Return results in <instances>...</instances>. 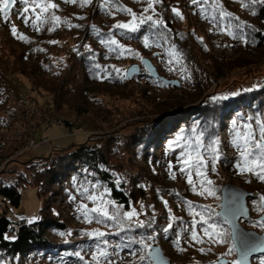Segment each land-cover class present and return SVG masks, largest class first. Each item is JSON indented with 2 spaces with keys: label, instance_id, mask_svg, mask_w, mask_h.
<instances>
[{
  "label": "rangeland",
  "instance_id": "rangeland-1",
  "mask_svg": "<svg viewBox=\"0 0 264 264\" xmlns=\"http://www.w3.org/2000/svg\"><path fill=\"white\" fill-rule=\"evenodd\" d=\"M55 1L57 2V7L54 9L56 12L54 16L59 17L60 20L63 21L64 19L61 18H66L68 20L74 18V20L72 22H66L65 25H63V23H58V25H56L57 30L50 35L46 32V34L42 36H37L35 35L36 30L23 24L16 10L14 11V9L18 7L24 9L25 6H20L21 3L19 1L10 11L7 21H5L3 15L0 14V29L2 32V34H0V60L5 62L8 61L11 65V69L13 68L12 70H14L8 73V86L4 89L0 88V172L4 171L1 177L6 181L13 180L15 174L13 171L27 173V166L25 163L33 160L36 156H49L52 152H54L52 153V155H54L55 152H62V150L83 142L102 141L108 138L110 134L118 138L117 144L119 150H121L123 137L131 134L135 125H124V123L121 122L117 124V126L111 127L109 120H112L113 116L118 118V114L122 112V115L126 114L128 121L140 116L141 118L139 119L143 117L150 119L156 116V114H154L155 109L151 106L143 107L147 109V111H145L141 108V104L137 105L144 102L139 97L140 90H143L145 95L149 97H160L166 102H171L173 99H177V96H180L177 95L178 93L182 92L188 95L198 89V87H195V84L193 85V82L199 80L196 72L203 69L209 80L208 87L205 89L201 99L195 102H190L191 99L189 96H181L179 102L185 103V105H180L175 112H179V115H183L187 113V111L196 109L203 100L214 101L222 96L225 97L229 93L233 96L241 90L257 86V84L254 83L264 78V64L248 65L243 68L234 69L229 72L228 76L216 78L211 68L206 65L205 57L219 55L227 59H234L237 57L238 51L240 50H235L225 42V44L221 43L223 40L217 35V23L211 22L209 19L210 17L206 14L204 15V10L206 9L205 4L209 0H202L201 3L195 5L192 3V0H163L162 5L165 9L163 16L156 15L155 8L148 12L150 14H145L151 15L154 13L155 16L158 17L155 18L161 19L163 23L166 22L167 27L172 33H174L175 30L177 31L178 36L172 34L174 42L173 46L168 47L169 56L165 59L160 54V50H154L145 46L133 47L131 52L124 55L117 54L115 57L117 60H113L112 63L114 74H116L115 70L119 69L120 74L125 75L128 66L133 63H138L140 65L139 74H135L129 78L126 77L125 79H129V82L123 85L119 83L103 82L102 80L105 79L106 76L100 78L102 79L100 83H91V85L88 83V86L86 85L85 87L92 91L90 93L92 95V100L89 102L86 98L84 99L82 97L84 101H86L84 103H88H81L82 108L87 111L79 116L74 110L73 104H71L74 103V95L70 96L71 94H66L57 97L54 95V92H52L57 85L59 86L67 82L73 84L75 83V79H77L76 81L79 84L82 80L81 74H78V78H72V72L68 71L71 63L69 58L72 54V49L78 48L81 52L95 48L90 36L87 35L84 29L85 25L89 22L93 21L95 24H99L98 28L100 29L103 27L109 29L114 27L117 23L131 22L132 16L127 13L115 12L116 14L112 15V19H110V16L107 17L109 15L107 12L110 10L111 5H105L104 0H91V2L87 4L83 3L82 0H76L77 3H72V5H66L60 0ZM121 1L125 3V0ZM168 1H170V3ZM184 1L190 3V5L188 4V6H186ZM230 1L231 0H216L217 10L219 11V6H222L223 9L225 6L230 7L232 4ZM168 3L170 5H168ZM173 8L181 13L182 18L173 13ZM83 12L85 15H83ZM26 15L29 17L33 16L29 11ZM141 15L140 12L136 13L137 17ZM212 17L216 18L214 14ZM11 25H16L18 29L28 36H34L38 39L45 57L41 59L40 57H31L30 54L27 56V50L30 46L13 37ZM182 38L185 40V43L183 41L179 42ZM186 44L190 49L189 59L183 53V47L188 49ZM25 49L26 53L24 55ZM20 57H22L24 63L21 62L22 60ZM143 57H148L151 60L160 75L166 78L177 79L180 81V85H166V83L162 82L160 79L150 77L148 71L141 62ZM37 61L42 63V68H33L30 65ZM22 68L25 71L23 74L18 72V69ZM74 72H78V69ZM200 74L205 76L203 73ZM206 93L209 94L205 96L204 94ZM194 97L195 94H192L191 98L194 99ZM93 101L96 102L92 104ZM240 107V112H242L245 108H242L244 107L243 105ZM97 108H100V110ZM103 108H107L109 112L107 114L104 113L105 110ZM138 110H141V114L137 113ZM233 110L234 108H229L223 114L218 134L223 141V147L228 157L233 154L232 151L228 149V144L226 143L229 121L237 117L240 113L236 112L233 114ZM184 117L185 116H183V118ZM66 121H71V126L78 125L79 127L69 128L66 126ZM242 122L244 125L246 124L245 121H240L238 124L242 125ZM170 123L173 124L171 121ZM117 127L118 129H116ZM158 155L161 154L155 150L154 157ZM163 158L164 156L162 155V159ZM115 160H117L118 163L114 162ZM112 164L115 165L114 174H120L122 178H127L126 184L129 189L131 188L129 178L138 174L142 167L145 168L146 175L149 178H145L143 181L146 194L138 203L132 205L139 213L135 220L142 222L145 220H154L158 213L163 212L169 219V214L170 216H174L182 212L184 203H181L179 196L175 192L171 194L170 189L173 188H176L181 195L191 198L189 201L192 203L198 202L204 204L208 212L213 210L216 211V214L221 204V188L226 183L235 184L251 192L261 188V184L253 180L251 181V178L240 176L233 172L231 167L226 166L228 162L222 163L217 170H214L217 173H215L216 175L212 172L209 173L207 179L205 176H202V180H196L202 187L207 189L203 195H193V191L186 188L187 186L185 183L177 178L185 174L182 172L177 174L174 173L175 169L181 168V166H175L176 164L170 163L172 170L169 172V164L166 165L156 159L151 163L149 161L148 163L146 161L145 163L140 162L134 158L132 150L127 154L119 152V156L114 158ZM172 174H175V179L172 178ZM209 180L211 183H206ZM94 185L95 187H93ZM68 189L71 188L69 187ZM86 189H88L87 194H95L97 196L103 195L104 200L109 201L107 194H105L106 188H102L98 183L86 185ZM20 190V203L17 206L9 203H7V205L4 203L5 205L3 206V204L1 205L0 203V212H5V216L11 222L10 227H13V231H8L9 238L15 236L17 223L20 220H24L26 223H32L38 220L40 216L39 212L44 207L43 201L46 196L41 195L36 187L27 186ZM64 191L65 189L60 195L51 196L50 202H53L52 204L56 205L64 212V215L70 220L73 228L88 224L89 220H86L84 217L79 219V215L82 213L80 206L86 204L90 210L96 207V204L86 199V195H81V199H78L77 194H64ZM252 194L251 197L246 198L249 218L245 220L239 219V222L243 227L261 233L264 229V224L262 221L258 220V217L264 213V207L262 205L264 203V198L257 197L258 195L254 196L253 192ZM2 199L3 198L0 196V200ZM165 201H167V204H165ZM186 204L188 205L187 202ZM108 208L111 214V203L108 204ZM180 208L181 211L179 210ZM90 216H93V213H90ZM73 218L75 219L73 220ZM185 218L190 219L186 216ZM221 220L222 221H218L213 218L208 221V224L214 225L215 228L209 229L212 236L211 238L208 236L205 240H208L210 244H216V248L213 250V256L215 257L213 260L214 264H218L215 262L216 259H226L228 261L227 264H233V262L238 261L235 253L236 249L234 251L228 224L222 218ZM151 232L152 234L150 233V235H156V231L152 230ZM110 233L109 231V234ZM216 233H220L221 235H216ZM55 236L56 238L61 237L59 234H55ZM85 244V246L79 249L69 251L70 253L67 251L64 253L65 251L63 250L55 254L49 250L34 253L28 256V259L23 264H131L133 261L137 264H153V261L148 257L147 253L150 245H159L163 254L170 259V264H200V261L203 262V260L209 264V261L212 260L207 254L202 255L199 261L193 260L194 258H185L183 252L171 246L166 240L162 243L150 242L148 244L149 247L145 250H143L144 247L140 248L136 253L129 251L127 249L129 244L126 243L127 248L124 247V249L121 248L120 250L113 248L108 251L109 257L107 260L99 256L98 250L107 251L106 245L101 247V244L98 243L96 248L92 247L93 244L92 246L87 243ZM72 248H75V246ZM201 249L203 248L201 247L200 251ZM77 252L80 253L83 260L76 255ZM141 256L144 257L143 260L140 259ZM93 257H96V259L94 260ZM253 257L251 258V264H264V257L255 260ZM18 261L17 258L11 260L3 257L2 259V263L4 264H18Z\"/></svg>",
  "mask_w": 264,
  "mask_h": 264
},
{
  "label": "trees",
  "instance_id": "trees-1",
  "mask_svg": "<svg viewBox=\"0 0 264 264\" xmlns=\"http://www.w3.org/2000/svg\"><path fill=\"white\" fill-rule=\"evenodd\" d=\"M60 1L66 5H72V3L66 2V0ZM211 1L212 0L206 2L205 13L203 12L204 15L206 14L210 17L209 19L211 22L217 23V35L223 40V42H221L222 44L227 43L235 50H240L238 51L237 57L234 59H227L219 55L205 57L206 65L211 68L214 75H216L215 77L219 78L222 76H228L231 70L243 68L248 65L264 64V61H262L264 60V5L249 4V0H231L230 2H232V4L230 7H224V11L232 14L231 18L221 20L220 13L216 7V0L212 1L213 4ZM44 2H49V0H44ZM50 2L57 5L55 0H50ZM168 2L170 3V1ZM184 2L186 6H188V4L190 5V3H187L186 1ZM169 3L168 5H170ZM109 4L111 5V8L107 12L109 14L107 17L110 16V19H112V15L116 14L115 12L127 13L120 11V8L131 9L132 12H140V14L144 16L150 14L148 13L146 15L143 12V9L147 7L144 0H125V3L121 0H110ZM244 4H249V6L244 7ZM20 6H23V4ZM154 8L156 15H164L165 9L162 3L154 5ZM15 10L24 25L36 30L35 35L37 36H42L46 34V32L50 35L57 30L56 25H58V23H63V25H65L66 22H72L74 20V18L71 20L61 18L64 19V21H53L50 17L56 14L54 9L49 8L47 12L41 13V10L37 8L36 13H33L31 3L29 5V13L33 14L32 17H29L26 14L21 15V13H23V8L18 7L14 9V11ZM37 14H39L40 19L36 21V27H33L32 22L36 20ZM127 14L130 15L129 13ZM155 14H151L153 20L158 18ZM213 14L216 18L212 17ZM83 15H85L84 12ZM139 17L140 16L137 17V22ZM25 19L28 20V23L24 22ZM237 24L244 25V27L237 28ZM98 25L99 24H95V22L91 21L84 27L87 35L90 36L94 43L95 48L81 52L78 48L72 49V54L69 58L71 63L68 71L72 72V78H78V74H81L82 80L79 83L80 85L77 83V79H75V83L73 84L67 82L59 86L57 85L56 88L52 90L57 97L66 94H71L70 96L74 95V103L71 104H73L74 110L79 116L87 111L86 109H83L81 105V103L86 102L84 99L86 98L89 102L92 100V95L90 94L92 91L85 87L86 85L88 86V83H90V85L91 83H100L102 80L100 78L105 76L106 78L102 80L103 82L119 83L122 85L129 82V79L117 78V75L114 74L113 71L112 63L113 60H117L115 57L119 54V51H110V46L102 41H107L110 38L116 39L118 44L125 50L123 52L124 55L131 52L133 47L145 46L144 38L147 37L149 47L154 50H160V54L166 59L169 56L168 47L173 46L174 42L172 34L178 36L176 30L174 33L171 32L167 27L166 22L163 23V26L156 28H151L147 23L140 25L139 31L135 33L117 29L115 27L109 29L103 27L100 29L98 28ZM11 26L16 27V25ZM16 29L17 34L13 35V37L30 46L27 50V56L30 54L31 57L35 56L36 58H44V52L41 50V44L38 39L34 36H28L17 27ZM229 32L234 33V35H230ZM0 34H2L1 29ZM180 41L185 43L183 38L180 39L179 42ZM189 50V47L188 49L183 47V53L188 59L190 58ZM25 53L26 49L24 50V55ZM20 58L22 60L21 62H23L22 57ZM30 65L33 68L43 67L42 63L39 61ZM96 65H99V68H97ZM12 69L8 61L5 62L0 60V88L4 89L8 86V73L13 72L14 70ZM71 69L74 71H77L78 69V72H74ZM18 72L23 74L25 71L22 68L18 69ZM198 72L205 74V76ZM198 72H196V75L199 80L193 82V85L195 84V87H198V89H194L195 91L188 95L182 92L178 93L177 95H180L176 97L178 100L173 99L171 102H166L160 97H149L145 95L143 90L139 91V97L144 102L137 105L141 104V108L151 106L155 109L154 114H156V116L154 118L146 119L143 117L142 119H139L141 118L140 116L128 121L126 114L122 115V112H120L118 118L113 116V119L109 120L111 127L117 126V124L121 122L124 123V125H135L133 132L128 136L123 137L121 150H119L117 144L118 138L110 134L108 138L103 139L102 141L83 142L62 150V152H55L54 155H52V153H54L52 152L49 156H36L33 160L25 163L27 166V173L13 171V173L15 172L13 180L6 181L1 177L4 171H1L0 196L3 199L0 200V202L3 206L5 205L4 203H6V205L9 203L17 206L20 203V189L27 186L36 187L38 192L46 197L43 201L44 207L39 212V219L32 223H26L24 220H20L17 223L16 234L13 238L8 237L11 222L5 216L4 211L0 212V264H4L2 263L3 257L11 260L17 258L19 260L18 264H23L28 259V256H31L34 253L47 250L54 254L61 250L66 253V251L69 252L85 246V243L90 246L93 244L92 247H96L99 243L101 244V247H103L105 245L103 243L104 240L108 241L106 245L107 252L113 248L118 250L121 248L124 249V247L127 248L126 243H128L129 247L127 249L136 253L138 249L143 248L144 244H149L150 242L162 243L166 240L171 246L183 252L185 258H194L193 260L199 261L200 258H202V255L207 254L212 260H214L215 257L213 256V250L216 248V244H210L208 240H205L208 235L204 233V229L208 224L203 223L201 216L207 221H210L213 218L222 221L221 218L216 214V211L210 209L211 211L208 212L206 207H204V204L198 202L192 203L189 201L191 198L181 195L176 188L170 189V192L171 194L175 192L179 196L181 203H184V208L180 214L174 216H170L169 214L168 219L163 212L158 213L154 220H151L152 222L149 220L143 221L145 227H136L131 231L125 230L123 232L116 228L111 221L101 224L96 222L95 219L89 220L86 225L83 224L81 227L77 226L73 228L70 220L64 215V212L56 205L52 204L53 202H50L51 196L60 195L64 189V194H77L78 199H81L80 196L84 192V189H86V185L98 183L102 188L105 187L107 189L108 193L105 191V194H107L109 201H113L116 205L122 206V211H128L133 204L138 203V201L146 194L143 181L148 177L145 168L142 167L138 174L129 178L131 185V188L129 189L126 184L127 178H122L120 174L116 175L113 173L115 165L112 164V161L119 156V152L127 154L132 150L134 158L140 162L145 163L146 161L148 163L149 161L151 163L156 159L166 165H170L171 163L176 164L175 166L179 167L181 165L178 163L177 157L180 156L181 151L192 152L193 156H195L194 147L196 144L195 138L197 136H200L201 138L203 146L199 149V152L204 157L206 163L201 167L199 175L195 168H191L190 170L186 168L185 172H183L185 175L177 177L185 183L187 186L186 188L193 191V195L205 192L206 188L202 187V185L197 182L202 180V176H205L207 179L209 173L214 172L215 174V169L217 170L222 163L228 162L226 166L231 167L233 172L240 176L251 178V181L253 180L256 183L261 184V188L252 192L254 193V196L258 195L257 197L264 198V180L259 179L257 175V173L264 175V168L258 166L260 164L259 161L253 162V157H248L249 163L246 165L244 157L241 156L244 141L241 139L238 144L233 143L236 131L244 133L248 130L244 127L245 125H251L253 143L260 138V128L264 126V78L259 79L254 83L257 84V86L250 87L249 89L243 88L245 90H241L233 96L229 93L225 97L222 96L214 101L203 100L200 102V106L193 111H187V113H184L183 115L181 114V117L179 112H175L180 105H185V103L179 102L181 96H189L191 99L190 102H195L196 100L201 99L205 89L208 87L209 80L207 74L203 69ZM192 94H195L194 99L191 98ZM208 94L209 93H206L204 95L206 96ZM95 102L96 101H93L92 104ZM241 105L244 106L242 108H245L242 112H240ZM229 108H234L232 111L233 114L236 112L240 113L237 117L232 118L231 121H229L226 143L228 144V149L231 150L233 154L228 157L223 147V141L218 134L223 114ZM103 109L105 110L104 113L107 114L109 112L107 108ZM98 110H100V108ZM143 110L147 111V109L144 108ZM140 112L141 110L137 111L138 114H141ZM183 116L185 117L183 118ZM170 121L173 122V124L170 123ZM240 121H245L246 124L244 125L243 122L242 125L238 124ZM257 121L260 123L258 124ZM70 122H65L66 126L69 128L79 127L78 125L71 126L72 123ZM116 129H118V127ZM177 140H179V144L173 143V146L170 149L168 145ZM188 145H192L193 147L189 148L187 147ZM155 150L161 155L154 157ZM162 155L164 156L163 159ZM213 156H216L217 159L213 160ZM114 162L118 163L117 160ZM242 169L245 170L242 171ZM171 170V168L168 169L169 172ZM179 172H181L180 169H175L174 171L176 174ZM189 173L191 174L192 184L188 183ZM117 181H119V183H117ZM69 187L71 189H68ZM186 202H191L194 212L199 213L200 215H194L191 213ZM111 205L113 212L115 209L113 204ZM179 210L181 211V208ZM94 215L95 213H93V216L91 217H94ZM185 216L190 219L185 218ZM83 217L84 216L81 213L79 219H82ZM173 217L175 219H173ZM74 219L75 218H73V220ZM194 220L197 223H195V226L193 227ZM150 222L151 225L149 226ZM169 224H172L173 227L167 232H164L163 229L167 228ZM152 230L156 231L155 236L150 235V233L152 234ZM97 231H103L106 233L105 237L97 238L90 235ZM109 231L111 232V235H109ZM192 231L197 233L198 240H192ZM55 234H59L61 237L56 238ZM148 236L154 237V239L142 240V237ZM130 238L142 242L131 243ZM117 245H119V247H117ZM73 246H75V248H72ZM201 247L203 248L204 253L203 251H200ZM145 249L146 248H143V250ZM131 264L137 263L133 261ZM200 264L206 263L203 260V262L200 261Z\"/></svg>",
  "mask_w": 264,
  "mask_h": 264
},
{
  "label": "snow or ice",
  "instance_id": "snow-or-ice-1",
  "mask_svg": "<svg viewBox=\"0 0 264 264\" xmlns=\"http://www.w3.org/2000/svg\"><path fill=\"white\" fill-rule=\"evenodd\" d=\"M17 2H18V0H0V14L3 15V19L5 21H7L9 19L10 10L13 8V6ZM19 2L25 6L23 9V13H21V15L28 13L30 3L32 5V12L33 13H36L37 8H39L41 10V13H43V12H47V10L49 8L55 9L57 7V5L54 3H51L50 0H49V2H44V0H19ZM66 2L76 3V0H66ZM82 2L87 4V3H90L91 0H82ZM144 2L147 4V7L143 9V12L148 13L154 9V5L162 3L163 0H144ZM201 2H202V0H192V3L194 5L199 4ZM109 3H110V0H104L105 5H108ZM249 4L264 5V0H249ZM249 4H244L243 6L248 7ZM119 10L129 13L132 16V20H131V22H127V23H117L114 26L117 29L126 30L128 32L135 33L137 31H139L140 25H143L146 23L149 24V26L151 28L163 26V21L161 19L153 20L152 15H147V16L141 15L139 17L138 22H137L136 13L132 12L131 9L120 8ZM172 11L176 16L181 17V13L177 9L173 8ZM219 12H220V19L221 20H223L225 18H231V16H232L231 13L224 11L222 6H219ZM39 19H40V16H39V14H37L36 20H34L32 22L33 27H36V21ZM50 19L53 21H59L60 20L59 17L54 16V15L51 16ZM24 22L28 23V20L25 19ZM236 27L242 28V27H244V25L237 24ZM11 32L13 35L17 34V29L15 26H13L11 28ZM229 34L234 35V33H232V32H229ZM21 38H24V37H21ZM102 42L107 43L110 46V51H113V52L119 51V54L123 55V52L125 50L122 48V46H120L118 44L116 39L110 38L109 40L102 41ZM144 44H145V47H149V42H148L147 37L144 38ZM112 46H115V47H112ZM128 51H130V50H128ZM96 67L99 68V65H96ZM115 71L117 74V78H119V79L126 78V75L120 74L119 69H116ZM257 123L259 124L260 122L257 121ZM244 127L248 130L244 133H241L240 131H236L235 132V139L233 140V143L238 144L241 139L244 141V144L242 146L243 151L241 152V156L244 157V162L246 165L249 163L248 157H253L254 158L253 162L259 161L260 164L258 166L261 168H264V126H262L260 128V138L258 140H255L254 143L252 142L253 141V132L251 130V125H245ZM195 139H196V144L194 147L195 156H193L192 152L181 151L180 156L177 157L178 163L181 164L180 171L182 173L185 172L186 168H188V169L195 168L197 171V174L199 175L201 167L206 163L204 160V157L199 152V149L203 146L201 138H200V136H197ZM173 143L179 144V140L173 141L172 143H170L168 145V147L170 149L172 148ZM187 147L192 148L193 146L188 145ZM215 159H217V157L213 156V160H215ZM169 167L171 168V164L169 165ZM243 170H245V169H242V171ZM247 170H251V169H247ZM257 175H258L259 179L264 180V175H260L259 173H257ZM172 178L175 179V174H172ZM117 183H119V181H117ZM188 183L192 184V178H191L190 173L188 174ZM207 183L210 184L211 181H207ZM93 187H95V185ZM105 191L107 192V189ZM205 191H207V189H205ZM87 193H88V189H84V192L82 193V195H86V199H88V200L92 201L94 204H96V207H93L89 210L88 206L86 204L80 206V210L82 212V215L84 216V218L86 220L95 219L96 222L101 223V224H104L107 221H111L113 223V225L116 228H118L121 232H123L125 230L131 231L133 228H136V227H139V228L145 227V225L142 221H136L135 220V218L139 214L135 207H132L128 211H122V206L116 205L113 201H105L103 195L97 196L95 194H87ZM201 194H203V193H201ZM110 203L113 204V207L115 209L111 214H110L109 208H108V204H110ZM165 204H167V201H165ZM188 207H189V211L191 213H193L194 215H200L199 213L194 212V208H193L191 202H188ZM90 213H95V216L91 217ZM173 219H175V218L173 217ZM201 220L203 221L204 224H208V221L206 219H204L203 216H201ZM195 223H197V222L194 220L193 221V227L195 226ZM150 225H151V222L149 223V226ZM172 227H173V225L169 224L167 228L163 229V231L167 232ZM214 228H215L214 225L208 224V227L204 229V233L211 238L212 233L209 232V229H214ZM90 235L97 237V238H102V237H105L106 233L97 231V232L92 233ZM109 235H111V234H109ZM216 235H221V234L216 233ZM191 238L193 241L198 240V236H197V233L195 231H192ZM143 239H154V237H151V236L142 237V240ZM130 242L131 243H137V242H142V241H135L134 239L130 238ZM103 243L105 245H107L108 241L104 240ZM117 247H119V245H117ZM143 247L147 248V247H149V245L144 244ZM98 250H99V256L103 257V258H105V260H107V258L109 257V253L107 251H104V250H100V249H98ZM201 251H204V250L201 249ZM76 255L78 257H80L81 260H83V257L80 256L79 252H77ZM93 259L95 260L96 257H93ZM140 259L143 260L144 257L141 256ZM233 264H239V262H233Z\"/></svg>",
  "mask_w": 264,
  "mask_h": 264
},
{
  "label": "water",
  "instance_id": "water-1",
  "mask_svg": "<svg viewBox=\"0 0 264 264\" xmlns=\"http://www.w3.org/2000/svg\"><path fill=\"white\" fill-rule=\"evenodd\" d=\"M141 62L148 71L150 77L158 78L162 82L173 86L180 85L179 80L166 78L160 75L148 57H143ZM139 70L140 65L138 63H133L128 66L125 75L129 78L135 74H139ZM252 195L251 191H247L232 183H226L221 188V204L220 208L217 210V214L225 220L229 226L231 241L236 249V258L239 264H251V258L253 256L264 254V229L259 233L253 229L243 227L239 222V219L245 220L249 218L246 198ZM262 205L264 207V203ZM258 220L262 221L264 224V213L258 217ZM9 231H13V227H9ZM147 253L148 257L153 261V264H170L171 262L170 259L163 254L159 245H150ZM217 262L219 264L228 263L226 259H217Z\"/></svg>",
  "mask_w": 264,
  "mask_h": 264
},
{
  "label": "flooded vegetation",
  "instance_id": "flooded-vegetation-1",
  "mask_svg": "<svg viewBox=\"0 0 264 264\" xmlns=\"http://www.w3.org/2000/svg\"><path fill=\"white\" fill-rule=\"evenodd\" d=\"M234 251H235V248H234ZM235 253H236V251H235ZM263 257H264V254H259V255L254 256L253 259L255 260V259H259V258H263ZM212 261L213 260L209 261V264H214V263H212ZM215 262L218 263L217 259L215 260ZM205 263L208 264L207 262H205Z\"/></svg>",
  "mask_w": 264,
  "mask_h": 264
},
{
  "label": "built area",
  "instance_id": "built-area-1",
  "mask_svg": "<svg viewBox=\"0 0 264 264\" xmlns=\"http://www.w3.org/2000/svg\"><path fill=\"white\" fill-rule=\"evenodd\" d=\"M59 121V120H58ZM1 203V202H0ZM2 205V204H1Z\"/></svg>",
  "mask_w": 264,
  "mask_h": 264
}]
</instances>
